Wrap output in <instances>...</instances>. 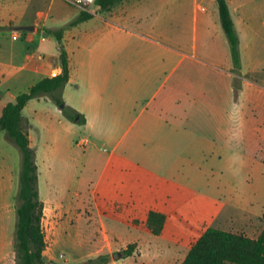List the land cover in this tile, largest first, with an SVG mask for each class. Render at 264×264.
Listing matches in <instances>:
<instances>
[{"label":"crops","instance_id":"0c3cea01","mask_svg":"<svg viewBox=\"0 0 264 264\" xmlns=\"http://www.w3.org/2000/svg\"><path fill=\"white\" fill-rule=\"evenodd\" d=\"M96 3L89 8V19L74 24L81 11L62 0H0V27L12 26L0 31V116L16 96L51 78V73L61 74L53 35L61 30L69 72L63 100L70 109L67 114L75 111L78 116L70 121L48 98L31 99L22 111L30 125L29 146L39 168L40 152L52 155L86 142L90 152L106 150L107 160L91 194L94 203L98 192L113 194L120 198V207L102 212L98 204L91 205L98 231L114 233L101 223L99 217L106 215L139 233L120 237L128 242L141 238L149 212L166 216L162 233L154 236L155 243H144L145 249L141 239L117 243L136 245L132 256L121 259L181 264L209 227L226 231L223 225L235 220L237 225L227 232L254 231V224L264 220V185L254 190V184H264V153L256 156L264 137L256 128L257 123L264 125V82L254 80L264 63V0H227L239 39L240 76L232 72L216 0H122L109 11H101ZM21 26L34 29L15 30ZM80 134L86 138L75 142ZM9 144L0 133V264H15L13 197L19 171ZM247 151L248 157L240 156ZM241 157H247L242 166L260 176L245 193L223 195L221 183L212 186L197 170L223 169ZM128 168L133 169L131 176L124 173ZM146 168L164 169L151 184H169L187 196L170 203L167 189L148 201L142 195L139 202L131 199V190L146 191L138 185V175ZM55 203L50 198V204ZM225 210L233 216L225 217ZM45 215L44 207L43 220ZM66 225L56 239L65 235ZM150 234L147 229L143 235Z\"/></svg>","mask_w":264,"mask_h":264},{"label":"rangeland","instance_id":"374dc122","mask_svg":"<svg viewBox=\"0 0 264 264\" xmlns=\"http://www.w3.org/2000/svg\"><path fill=\"white\" fill-rule=\"evenodd\" d=\"M255 76L254 80H256V82H264V63L263 66L258 69ZM256 115H258V109L256 110ZM256 128L257 130L261 129L264 133V125H259L257 123ZM257 133L259 134L260 132L257 131ZM79 138L86 137L83 134H80L76 137L75 142H77ZM9 147L12 156L18 163L17 169L19 171V151L12 143L9 144ZM261 147V149L256 151L257 158L264 153V137L261 142ZM42 149L46 150L44 147H42ZM249 153L250 151H247L244 155L241 152L242 155L240 156H247ZM47 154V151L40 152V168L38 167V173L40 172L41 175L38 177V183L40 196L41 199H43L45 207L46 215L43 220V229L47 242L46 256L50 257L49 260L59 264L86 263L88 258L82 260L83 258L95 256L96 254L102 255L109 253L111 257H116V254H120L127 245L125 244L122 246L117 243H139V240L141 239L140 243H142L143 249H145L144 243H155L154 236L151 234L148 236L143 235L147 232L145 226L141 228L143 231L140 232L141 238L134 237L126 240L128 242H121L120 237L125 239L133 235H139V233L135 231L132 233L126 228V226L116 224L106 217V215H101L99 217L101 223H105L106 227L110 231H114V233L104 230L98 231L97 225L92 222V213L90 210L91 205L98 204L102 212L111 211V207L115 209L120 207V198L115 197L113 194H107L104 196L101 192H98L96 194L97 201L95 203L93 201V195L91 194V188L94 185V181L101 173L102 167L107 160L106 150L90 152L89 146L86 142L81 146L74 144L73 148L69 151L57 150L52 155ZM246 159L245 157H241L238 163H229L228 165H225V168L223 169L205 166L200 167L197 170L202 171V178H208L212 186L221 183L220 191L223 195L234 191L237 193H245L248 190V185L260 177L258 174L259 172L250 173L247 165L246 167L242 166V161ZM132 170V168L125 169L124 173L126 172L128 176H131L133 174ZM163 170L164 169L146 168V171L140 173L138 175V185H142L146 191L143 194H136L138 191L131 190L128 194L131 199H136L137 202H139L141 201L139 200V196L142 195L141 198L145 199L146 197L148 201L156 195H163L167 189L170 190V193L167 195L170 203L173 202L172 200L176 201L182 199V197L185 198V196H187L186 193L181 192L179 189L175 190V188H170L171 185L169 184L161 182H155L154 184L150 183L154 181L153 179H155L156 174H159ZM182 174L183 171L177 172V176H182ZM262 181L264 182V179ZM254 185V190L256 191L257 188L264 184L258 182ZM119 194L121 193L116 195ZM113 197L115 198L111 200ZM50 198L56 203L50 204ZM223 213L227 218L233 216V213L228 210H225ZM235 216L236 215H234V217ZM93 218L98 220V217L95 214L93 215ZM260 221L263 223L254 224V231L248 233L242 232V234L249 238L256 237L258 231H260L264 225V220L260 219ZM64 222H67L66 229L64 230L65 235L56 239L57 233H60L61 235L63 234L62 225ZM232 222L233 223L231 224L227 223L226 225H223L226 226L224 230L227 231L229 228H234L237 225L235 220ZM100 228L102 229L101 226ZM213 228L221 227L216 225ZM136 239H138V241ZM109 250L110 252H108ZM126 261L129 262L126 263ZM116 262L117 264H133L131 259H121ZM134 264L140 263L137 260Z\"/></svg>","mask_w":264,"mask_h":264},{"label":"trees","instance_id":"16d2710c","mask_svg":"<svg viewBox=\"0 0 264 264\" xmlns=\"http://www.w3.org/2000/svg\"><path fill=\"white\" fill-rule=\"evenodd\" d=\"M122 0H97L96 4L101 11H109ZM221 28L229 45L232 62V72L240 76L241 59L239 53V39L234 29L227 0H216ZM91 17V13L81 11L78 19L73 23L82 22ZM12 26L0 27V31L11 30ZM59 50V60L62 67L60 75L44 78L19 94L7 103L0 116V133H4L20 154V168L17 176L16 193L13 205L16 216L13 251L15 264H50L44 255L47 247L43 229L44 205L39 196L38 166L36 153L29 146L28 120L22 115L27 102L31 99L46 97L56 107L63 105L62 112L70 120L78 116L67 114L64 105L63 90L69 80L68 59L63 50L61 30L53 32ZM239 79H234V89L238 90ZM82 122V121H80ZM264 164V160H263ZM166 216L158 212H149L146 218V228L153 236H159L164 228ZM136 249L135 244H129L120 252V256L111 257L102 254L89 259L86 263L76 264H108L112 260L130 257ZM59 264V263H57ZM181 264H264V226L255 239L242 233L222 231L209 227L194 242Z\"/></svg>","mask_w":264,"mask_h":264},{"label":"built area","instance_id":"2783aa9c","mask_svg":"<svg viewBox=\"0 0 264 264\" xmlns=\"http://www.w3.org/2000/svg\"><path fill=\"white\" fill-rule=\"evenodd\" d=\"M64 3L78 8L80 11L89 12L90 6H92L97 0H62ZM58 76L57 73H51V78Z\"/></svg>","mask_w":264,"mask_h":264},{"label":"water","instance_id":"95a60500","mask_svg":"<svg viewBox=\"0 0 264 264\" xmlns=\"http://www.w3.org/2000/svg\"><path fill=\"white\" fill-rule=\"evenodd\" d=\"M34 29V27H28V26H21V27H16L15 30H21V31H32ZM63 105L59 106L58 109L62 110ZM78 120V118H76L74 121L76 122ZM118 256H120V254L118 253ZM50 264H57L56 262L49 260Z\"/></svg>","mask_w":264,"mask_h":264}]
</instances>
